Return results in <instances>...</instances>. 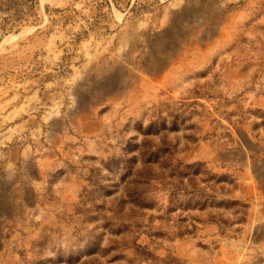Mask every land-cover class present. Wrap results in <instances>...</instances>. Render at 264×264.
<instances>
[{"label": "rangeland", "instance_id": "374dc122", "mask_svg": "<svg viewBox=\"0 0 264 264\" xmlns=\"http://www.w3.org/2000/svg\"><path fill=\"white\" fill-rule=\"evenodd\" d=\"M0 264H264V0H0Z\"/></svg>", "mask_w": 264, "mask_h": 264}, {"label": "crops", "instance_id": "0c3cea01", "mask_svg": "<svg viewBox=\"0 0 264 264\" xmlns=\"http://www.w3.org/2000/svg\"><path fill=\"white\" fill-rule=\"evenodd\" d=\"M40 77H41V73L38 71V68H36V82L40 79Z\"/></svg>", "mask_w": 264, "mask_h": 264}, {"label": "trees", "instance_id": "16d2710c", "mask_svg": "<svg viewBox=\"0 0 264 264\" xmlns=\"http://www.w3.org/2000/svg\"><path fill=\"white\" fill-rule=\"evenodd\" d=\"M150 161V160H149Z\"/></svg>", "mask_w": 264, "mask_h": 264}]
</instances>
